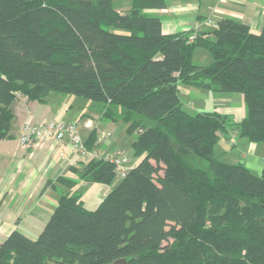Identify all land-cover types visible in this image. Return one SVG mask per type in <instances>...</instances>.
<instances>
[{
    "label": "trees",
    "instance_id": "1",
    "mask_svg": "<svg viewBox=\"0 0 264 264\" xmlns=\"http://www.w3.org/2000/svg\"><path fill=\"white\" fill-rule=\"evenodd\" d=\"M164 6L133 0L119 14L110 0H0V141L18 96H75L120 120L138 159L95 210L65 195L35 240L11 233L0 264H264V169L257 176L215 156L217 132L228 127L264 143V15L258 32L224 20L190 42L141 14ZM197 49L208 65L193 63ZM181 86L242 96L245 116L189 114ZM96 141L91 133L85 149ZM79 177L116 178L96 158Z\"/></svg>",
    "mask_w": 264,
    "mask_h": 264
},
{
    "label": "crops",
    "instance_id": "2",
    "mask_svg": "<svg viewBox=\"0 0 264 264\" xmlns=\"http://www.w3.org/2000/svg\"><path fill=\"white\" fill-rule=\"evenodd\" d=\"M110 1L119 14L128 13L133 4V0ZM164 3L162 9L141 12L158 18L164 35L192 38V25L202 24L207 19L215 25L224 20L244 23L255 32L263 23L264 0H164ZM74 97L51 94L44 102H38L18 96L13 103L9 137L0 141V243L13 232L35 240L53 214L58 200L65 195L74 197L76 189L84 191L88 201L95 196L100 202L111 190L113 185L86 183L80 179V172L87 161L76 154L68 136L61 145L48 140L28 149L18 146L22 125L38 119L78 124L83 142L95 133L97 141L91 152L97 156L111 154L115 149L126 150L127 141L131 146L133 140L126 134V127L120 120L102 119L99 105L85 104L74 100ZM178 97L184 105H190L193 112L219 111L232 123L245 116L242 96L181 86ZM217 136L215 156L222 158L219 160L242 165L253 174L260 175L264 169V143H251L239 138L233 127L218 132ZM131 163L132 159L130 168H133L135 164ZM76 198L81 204L82 196Z\"/></svg>",
    "mask_w": 264,
    "mask_h": 264
},
{
    "label": "built area",
    "instance_id": "3",
    "mask_svg": "<svg viewBox=\"0 0 264 264\" xmlns=\"http://www.w3.org/2000/svg\"><path fill=\"white\" fill-rule=\"evenodd\" d=\"M214 28L215 23L211 19H207L202 24L194 23L192 25L194 37L188 39L193 42L198 35L203 34L205 31L211 32ZM78 132V124L66 123L62 120L38 119L36 121H26L19 131L18 146L21 149H28L36 143L48 140H55L58 145H61L65 137L68 136L70 146L76 154L83 157L87 162L95 158L109 162L114 168L116 178L122 179L132 169L130 168V158L124 150L115 149L111 154L97 156L85 149ZM109 136L107 134V137ZM231 142L234 143L233 140Z\"/></svg>",
    "mask_w": 264,
    "mask_h": 264
},
{
    "label": "rangeland",
    "instance_id": "4",
    "mask_svg": "<svg viewBox=\"0 0 264 264\" xmlns=\"http://www.w3.org/2000/svg\"><path fill=\"white\" fill-rule=\"evenodd\" d=\"M210 61H211V59H210V56H209V54L205 51V50H202V49H197L196 51H195V53H194V59H193V63L195 64V65H199V66H206V65H208L209 63H210ZM62 96V95H61ZM74 98H76V99H74V100H80V101H82V102H84L85 104H93V103H91V102H89V101H87V100H85V99H83V98H80V97H74ZM94 106H95V104H93ZM184 105V104H183ZM83 108H85V105H84V107ZM183 109H184V111H186L187 113H189V114H193V113H195V112H193V111H191V109H192V107L190 108V105H187L186 106V104L183 106ZM96 111H95V109H94V112L93 113H95ZM218 132H222V131H218ZM217 132V133H218ZM130 139H134V136H131V138ZM130 145V142H128L127 141V143H126V146H125V148H126V150H124L127 154H128V156H129V158H130V160L132 159V163L133 164H137V162H138V159H135V158H133L132 157V149H131V146H129ZM219 159H222L221 157H218ZM221 161V160H220ZM224 161V160H223ZM132 163H131V165H132ZM202 167H204L205 168V165L204 164H202ZM119 181H120V179H118V178H115V180H114V182H113V186H116L118 183H119ZM112 186V187H113ZM79 187V186H78ZM76 191V193L74 194L75 196L74 197H79V195L80 196H82V206L86 209V210H89V211H93V210H95L97 207H98V205L101 203L100 202V200H97L96 201V197L94 196V197H92L89 201L86 199V195H85V193H84V191H82V190H80V189H76L75 190ZM73 197V196H72Z\"/></svg>",
    "mask_w": 264,
    "mask_h": 264
},
{
    "label": "water",
    "instance_id": "5",
    "mask_svg": "<svg viewBox=\"0 0 264 264\" xmlns=\"http://www.w3.org/2000/svg\"><path fill=\"white\" fill-rule=\"evenodd\" d=\"M111 264H127L125 259H118L113 261Z\"/></svg>",
    "mask_w": 264,
    "mask_h": 264
}]
</instances>
